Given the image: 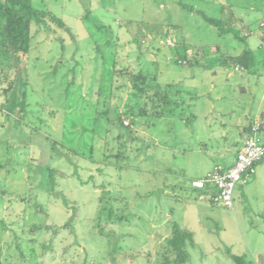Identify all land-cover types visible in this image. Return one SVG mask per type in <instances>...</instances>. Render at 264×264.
<instances>
[{
    "label": "rangeland",
    "instance_id": "1",
    "mask_svg": "<svg viewBox=\"0 0 264 264\" xmlns=\"http://www.w3.org/2000/svg\"><path fill=\"white\" fill-rule=\"evenodd\" d=\"M32 2L62 18L68 30L42 32L28 57L0 61V263L70 264L72 253V264H160L164 244H156V231L171 232L186 215L204 227L194 236L197 245H187L190 264H236L235 251L258 264L251 250L241 249L242 239L264 249V226L252 228L258 220L250 205L239 214L221 206L197 212V205L186 202L197 203L195 172L230 166L225 164L244 147L247 133L242 141L240 127L264 111V47L258 37L264 0ZM196 48L203 49L196 50L200 63L175 61ZM247 48L259 58L255 67L239 74L228 66L229 79L213 73L225 55ZM126 67L157 76L163 85H182V116L148 115L122 126L118 110L134 98L124 86ZM182 134L190 137L186 143H205L209 158L192 151L189 161L176 152ZM184 166L189 177L180 175ZM173 176H181L184 186H165ZM243 187L234 194L240 201ZM102 200L115 210L120 206L116 213L124 217L105 224L104 233L96 226ZM71 215L73 227H57ZM228 233L233 249L221 245Z\"/></svg>",
    "mask_w": 264,
    "mask_h": 264
},
{
    "label": "trees",
    "instance_id": "2",
    "mask_svg": "<svg viewBox=\"0 0 264 264\" xmlns=\"http://www.w3.org/2000/svg\"><path fill=\"white\" fill-rule=\"evenodd\" d=\"M208 20L213 24H217L218 22L216 19L210 17ZM56 27L68 30L62 18L45 8L34 6L32 0H0V61L4 59L20 61L28 57L32 42L36 37L42 32L51 34ZM260 28L263 30L261 38L262 41H264V25L260 26ZM193 50L192 56L188 54L181 57L178 56L175 61L180 64L191 66L200 63L199 60L196 59V55L198 56L196 50L201 51L203 49L196 48ZM249 52L248 49H245L242 54H227L223 57L222 63L227 66H245L247 64ZM121 74L127 75V84L124 86L127 87L128 92H130L129 97L130 95L134 97L133 99L127 98L123 103V107L118 110L117 116L122 126L131 127L132 125H136L138 119H144L148 115L163 117L177 114L182 116L181 111L177 112V108L184 100L182 97V85L177 83H167L163 85L158 81L157 76L145 73L142 69L132 70L126 67L121 70ZM1 76L2 72H0V78ZM127 120L129 121L128 124L125 123ZM249 127L247 132L249 131ZM119 155V159L125 157L124 153ZM53 171L54 169L52 168L48 169L50 179L52 178ZM200 191H205V193L210 195L208 190ZM101 202L102 205L96 220V226L101 233H104L105 224L115 225L116 223H121L124 217L121 214L119 215V212L116 213L117 210L121 209L120 206L115 210L113 202H104V200ZM102 213H105V215L102 216ZM57 227H73V215H71L64 224ZM42 228H49V226L41 224H34L33 226V229ZM60 228H56L55 230L57 231V229ZM189 243L194 244V233L175 223L170 235L162 243L164 245L161 250L160 264H190L191 255L187 246ZM74 244L75 243H73V245ZM73 245H69V248L64 247V252L66 253L68 251L70 253V247ZM45 252H47V250ZM75 252L76 248H74V253ZM69 256L68 261L70 264L75 263V255L71 253ZM231 257L236 264H255L244 255L231 254ZM67 263L68 262L65 264Z\"/></svg>",
    "mask_w": 264,
    "mask_h": 264
},
{
    "label": "crops",
    "instance_id": "3",
    "mask_svg": "<svg viewBox=\"0 0 264 264\" xmlns=\"http://www.w3.org/2000/svg\"><path fill=\"white\" fill-rule=\"evenodd\" d=\"M258 37H259V39L262 40L260 33H259ZM262 42L263 41H261L260 45H261V47H264V43H262ZM247 49L250 51L248 54L247 64L245 66H241V67L240 66H234V71L239 73V74H243L250 67H255L259 62V58L255 56V53L253 52V50L251 48H247ZM244 51L245 50H243L239 54L244 53ZM235 55H237V54H235ZM221 67L222 68L215 70L213 73L216 75L219 74L220 72L226 73V77L229 79L233 75V71L227 65L223 66V64H222ZM183 90L184 89L182 88V94L184 93ZM182 94H181V96H182ZM263 97H264V95H263ZM185 103L187 105V100H185ZM257 115H261L263 118V121H264V111H260L259 113H257ZM251 122L252 121L250 120L246 125L240 127L241 131H242L241 132L242 141H244L245 135L247 133V129H248L249 125L251 124ZM263 136H264V125H263ZM188 138H190L188 134H186V135L182 134L178 138V140L174 142V144H177V145H175L173 149L176 150V152H179L181 155L186 156L187 160H189V161L191 160V158L188 159V155L191 154L190 152H192V151H196L198 153H203L204 154L203 156L205 158H207V157L209 158V156L205 150L206 149L205 143L196 144V145L189 144L188 142L186 143V140ZM236 154H237V152H236ZM236 156L234 155L233 159L228 164H225V165H231L234 162V160L236 159L235 158ZM259 163H260L259 166L261 168L264 167V158L261 161H259ZM214 165H216V164H214ZM214 165L213 166L206 165L202 168V170L200 172H195L196 173L195 175H197V176L194 177L193 180L203 177L207 172H209L210 170L213 169ZM199 166H200V164L198 163L197 167H199ZM184 167L185 168H179L180 171H182V174H180V175L181 176L188 175V177H189V173H188L189 168H187L186 166H184ZM198 169L200 170V167ZM258 170L259 169L257 167L255 173L251 176V178L248 180V182L246 184H244V185L238 184V185L244 186L243 187V198H241L242 201L238 200L237 198H234V207L228 208V209H233V211L240 214V213H243L246 211L247 205H250L249 213L251 214V217L256 218L258 220L257 226H256L255 220H254V224L252 225L253 229L259 228L260 226H264V193H263L264 177H262L261 169L259 170L260 173L258 172ZM173 173H174V171L172 172L171 175H173ZM181 176H176V177L173 176L174 181L170 180L171 178L169 180L167 179L168 181L165 183V186H167V185L173 186L174 185L175 187H177L178 185H180V187H183L184 182L182 181L181 178H179ZM234 194H236V188H235ZM196 197H197V203H193L194 201H192V202L190 201V202H186V203H188L190 205H197L198 206L196 208L197 212H198V209L199 210L200 209H206L208 212H212L211 208H213L214 206H220L218 204L213 203V201L210 198V195L205 193V191H200V190L197 191ZM249 203H251V204H249ZM252 203H254V205H252ZM198 204H200V205H198ZM221 207H223V206H221ZM224 208H226V207H224ZM192 209L193 208H191L190 211ZM179 219L180 220L176 221V223L181 227H184V228L191 230L194 233V236L196 235V231H198V230L201 231L204 229V227L202 225H198V223L195 221V219L193 222H191L187 218L186 215H182ZM193 225H195V226H193ZM260 232L263 233L262 230H260ZM169 235H170V230L169 231L166 230L165 227H164V230H162V228H161V229H159V231H156L155 236H156V241H158V242H156V244H162ZM258 236L259 235H256V232H255V234H252L251 240L254 243H256ZM226 238H228V239L225 240ZM232 238L233 237L231 236V233L224 235V240H223L224 242H222L221 245L226 243V244H228V247H230V246H231V248L235 247V244H234L235 242H234V240H232ZM194 244L197 245V243L195 241H194ZM241 244H242V247H241L242 250L244 247L247 249L246 251L251 250V254L250 253L249 254L252 255L251 257H253L257 261L258 264H264V249L262 247H258V249H253L251 247V245L248 244L247 240H245V239H242ZM214 250H212V251H214ZM245 253H247V252H244V254ZM232 254L244 255L243 252H239V251H235ZM190 255H191V253H190ZM249 260H252V259L250 258Z\"/></svg>",
    "mask_w": 264,
    "mask_h": 264
},
{
    "label": "built area",
    "instance_id": "4",
    "mask_svg": "<svg viewBox=\"0 0 264 264\" xmlns=\"http://www.w3.org/2000/svg\"><path fill=\"white\" fill-rule=\"evenodd\" d=\"M263 125L262 116L257 115L250 124L244 147L238 152L234 163L229 167L215 165L203 177L193 180V187L208 190L213 203L233 208L236 186L246 184L255 173L256 164L264 158Z\"/></svg>",
    "mask_w": 264,
    "mask_h": 264
}]
</instances>
